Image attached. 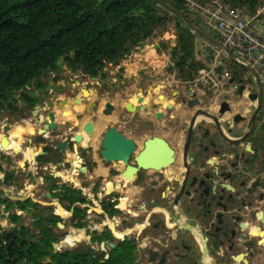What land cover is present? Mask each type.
<instances>
[{"label": "flooded vegetation", "instance_id": "flooded-vegetation-1", "mask_svg": "<svg viewBox=\"0 0 264 264\" xmlns=\"http://www.w3.org/2000/svg\"><path fill=\"white\" fill-rule=\"evenodd\" d=\"M236 70L237 80H249L244 69ZM238 91L237 87L216 99L179 82L164 85L146 102L131 103L133 111L123 106L117 129L135 144L128 159L131 167L115 162L111 176L116 181L95 179L90 190L83 179L74 181L70 174L67 183L75 189L71 194L83 201L65 209L53 195V213L48 212L53 214L54 237L65 226V212L68 226L82 232L85 264L107 260L117 264H264V101L262 94L260 104L258 95L249 97L257 94L256 84L250 91L244 86ZM58 133L54 134L57 144L72 138ZM143 134L147 137L141 143L149 142L138 168L134 157L142 149ZM240 137H244L243 145L228 142ZM66 149L73 151L70 140ZM236 150L244 153L245 163H241L242 176L232 183L226 177ZM77 152L82 153L79 147ZM221 155L222 162H212ZM76 206L82 208V227L75 225L80 220ZM45 216L50 221V214ZM20 219L16 230L22 225ZM25 227L28 235L23 239H35L39 228L33 224L35 236ZM3 230L11 232V228ZM75 242L64 249L76 251L79 244ZM53 251L61 250L53 244Z\"/></svg>", "mask_w": 264, "mask_h": 264}, {"label": "trees", "instance_id": "trees-1", "mask_svg": "<svg viewBox=\"0 0 264 264\" xmlns=\"http://www.w3.org/2000/svg\"><path fill=\"white\" fill-rule=\"evenodd\" d=\"M161 1L217 37L199 25L182 0ZM223 2L254 11L259 0ZM164 32L175 35L170 49L171 69H176L180 80L186 82L206 63L194 57V40L198 34L159 0H0V113L23 114L22 109H32L41 99L40 93L47 85L48 74L57 73L52 77L53 82L57 81L63 64L72 72L80 71L88 77L103 79L107 75L104 71L107 64H119L143 40ZM162 46L166 44L162 42ZM229 66L237 78L235 73L239 67L233 62ZM34 140L42 142L43 138L38 135ZM56 152L53 149L48 156L39 154L35 160L47 164L55 160ZM0 158V173H4L2 182H13L15 178L11 170L1 162L4 159L10 165L11 158L8 155ZM40 175L51 197L58 196L65 209L71 203L83 201L80 196L71 194L75 189L70 184L60 182V178L48 171ZM2 200L7 208L25 213L32 210L33 224L39 232L29 241L23 239L28 235L23 225L14 233L1 231L0 264H85L82 245L76 251H53V214L50 213V221L40 214L43 210H52L51 206H42L30 198ZM76 207L80 220L75 225L82 227V208ZM9 218L12 223L19 224L20 214L12 212ZM104 264L117 263L107 260Z\"/></svg>", "mask_w": 264, "mask_h": 264}, {"label": "rangeland", "instance_id": "rangeland-1", "mask_svg": "<svg viewBox=\"0 0 264 264\" xmlns=\"http://www.w3.org/2000/svg\"><path fill=\"white\" fill-rule=\"evenodd\" d=\"M197 20L199 22V25L202 26L206 31L210 32L211 34H216L214 30L207 28L202 21H200L199 19ZM202 39L203 38L199 35L195 36L194 57L198 60H201L203 63H205L208 61L209 56L205 51H203L200 48V44H201L200 41ZM162 42L166 44L165 47L162 46ZM174 42H175V35L171 32H164L162 35H156L154 37L147 38L143 40V42L141 43L143 45L141 48L142 50L139 51V55H135L131 57V62H133L131 65L129 64L127 65L126 60L128 59L125 57L119 62V64L115 66L112 64H107L104 67V71L107 74L106 77L103 79L100 77H97L96 81H92L90 77L84 75L80 71H76V72L70 71L63 64L58 73H59V77L65 74L66 76L65 82H64V85H61V86L57 85L56 90L65 91V94H64L65 96L63 98L72 100L78 89L70 88L71 91L69 90L68 84L70 83L69 77L72 75L71 73H74V75H77V81L76 80L74 81H76L79 86H83L84 81L85 82L91 81L90 86H93L94 88L91 94H89V96L84 99L85 101L84 109H85V113H89V112L95 113L96 111V114L98 112L97 111L98 107L102 103L103 100L105 101L113 100L117 103V106H119L120 104H123L126 101L130 103H136L137 100L135 96L142 95L143 89L147 90L148 92L147 98H149V96L152 97L154 93L160 92L164 85L179 84V82H183L180 80V77L178 76V71L174 68L171 69L172 62L170 59V49L174 45ZM135 49H133L131 52H133ZM130 67L131 69H129L128 71L127 68H130ZM66 71H70L71 73L68 75ZM50 74H52V72H50L48 75ZM53 74H55V72H53ZM246 79L247 78H245V80ZM119 93H121L122 98H119ZM49 97L50 96L48 95L44 97L42 96L40 100L43 101L44 99H47ZM147 98L144 100V102L148 100ZM57 99L58 98L56 97V95H53V101L56 102L58 101ZM90 102H93L95 104V107L97 108H93ZM112 103L115 105L114 102ZM39 104H40L39 102L36 103L38 107H39ZM41 108L43 109L41 110ZM41 108L40 110L43 113L42 115H44V112L46 110L50 109V107L46 105L42 106ZM22 110H23V114L12 113L9 111H2L0 113V135H5L8 132V130L12 128L13 124L17 121V119L19 121V119L21 118L20 117L21 115H24L25 117H30L31 111L35 112L34 115L38 113L37 112L38 110H35L33 108L30 110L29 109L28 110L22 109ZM96 116L97 115H93V117L97 118V120L99 121L101 117L99 116L96 117ZM19 123L20 122L16 123V125H18ZM1 124L2 125L6 124L9 126V128L3 129L5 127L4 125L2 127ZM11 141L12 140H9V142ZM1 155L5 156L6 154L0 151V156ZM19 158H20V154L18 153L13 157V163H11L10 165H8L4 159L1 160V162L4 163L3 166L11 170L12 177L14 176L15 180L13 182L4 183L2 182L4 173H0V191H1V194H0V229L1 228L10 229L14 226L16 227L15 224L11 223L10 218H9V215L12 212H14L16 214H21L20 224L28 226L30 228L31 234H34L36 236L37 230L34 229L33 227L32 215L29 216L28 214H25L23 211L20 212L18 210L13 209L12 207L7 208L6 204L2 200V198H7L9 200H15V198L23 199L27 195L29 196L32 195L33 198L39 200V203L42 206H52L51 212L53 213L54 200L51 199L49 196L45 195L46 186L45 187L44 185H39L37 187L32 186L33 179L35 178L34 176H37V172L35 175L27 176V178L29 179V184L25 183L24 177L22 175H24V172H26L25 170L27 168L28 162H26V159L22 160ZM29 160H31L30 156H29ZM19 161L21 165L18 164ZM23 162H26V163L23 164ZM75 176H78V175H75ZM81 178H84V177H81ZM8 189L10 191H8ZM42 213L43 215H47V216H49L50 214L48 210H43ZM62 214L64 218L63 224L65 226L63 228L57 229V232H56L57 235L55 236V240L53 241L54 246H57V248L60 250L64 249V247L60 246L62 237H65L64 243L70 244L67 241V239H69V235H77L79 233V231H74L71 229L70 226H68L67 220L65 219L66 213L63 212ZM78 237L79 238L77 239L75 238L77 242L73 240L71 244L75 242L76 244H79V246H81L83 244V237L82 236H78ZM70 247L71 246L69 245L68 248Z\"/></svg>", "mask_w": 264, "mask_h": 264}, {"label": "crops", "instance_id": "crops-1", "mask_svg": "<svg viewBox=\"0 0 264 264\" xmlns=\"http://www.w3.org/2000/svg\"><path fill=\"white\" fill-rule=\"evenodd\" d=\"M142 45L138 46L133 52H130L129 54H127V56L125 58H127L128 60H126L127 65H131L133 62H131V57L135 56V55H139V51H141L142 49ZM124 62V61H123ZM128 71L130 68H127ZM66 73H68V75L71 73L70 71H66ZM57 74V73H55ZM50 74L47 76V84H48V90H54L56 97L58 98V101H53V94H48V96H50L47 99H44L43 101H39V105H46L47 106V102L53 101L54 106L50 109L53 110L54 114H55V129L54 130H43L44 129V125H42L40 122L42 119L46 118V111L44 112V115H42V109L38 110V113L34 115V111H31V115L30 117H25L24 115H21V118L17 119V121L13 124L12 128L10 130H8V132L5 134L7 136V141L9 142L10 137L13 135V133H15V128L20 127V130L18 131V134H16L18 136V138L20 139V141H22V145H18V149H13V148H6V149H1L0 151L6 155H8L11 158V163H13V157L16 154H20V158L19 159H26V162H28L27 164V168H26V172H24V175H22L24 177L25 183L29 184V179L27 178V174L31 173V175H35L37 172V176H34L33 178V182H32V186H39V185H44V187L46 186V183L44 182L42 176L40 175L41 172H44L45 169H43L45 166L51 168L52 170H55V174H51L54 177H58L60 178V182H64L67 183V179L70 178V174L71 176L74 178V181L76 180V178L78 179H83L85 182V187L86 190H90V186L92 184V181L95 179H101L104 183L107 179L116 181V176H111V170H113V168H115L117 166V164L115 162H106L104 161L100 154H99V137L101 135V133L110 125H113L115 127H119L118 125V115L120 114V112L122 111L123 106H125L126 102H124L123 104H120L119 106H117V103L113 100H111L112 102L115 103V108L113 110V112L110 115H103L100 113V110L103 107V102L105 100L102 101V103L99 105L98 107V112L96 114L94 112H89V113H85V109H84V105H85V101L83 100L82 102L78 103V104H72V105H68V104H64V105H60L59 101L60 99H62L65 95V91L63 90H56L57 85H64L65 82V74H63L62 76L59 77V79L57 81L52 80V77L55 75ZM59 74V73H58ZM72 75L69 77V81L70 83L68 84L69 90L71 91V89L76 88L78 89L75 96L77 95H81L80 89L84 86V82H83V86H79L77 84V79L76 81H74L75 76L74 73H71ZM73 76V77H72ZM71 88V89H70ZM93 86H90L89 88V94H91L92 90H93ZM30 90H33L34 93H37L34 88L30 87ZM145 89H143L144 91ZM142 91V92H143ZM147 92V90L145 91ZM40 96L44 97L46 96V94L44 93V91H41ZM74 96V97H75ZM140 96V95H139ZM136 100L138 95L135 96ZM148 97V92L146 94H144L143 96V101ZM151 98V96H149V98H147L148 100ZM69 100V99H67ZM73 100V99H72ZM147 100V101H148ZM90 104V103H89ZM41 106V107H42ZM86 107V106H85ZM35 110H37L35 108ZM93 115H97L99 117H101V119L98 121L97 118L93 117ZM130 115V114H129ZM96 116V117H97ZM39 118V119H38ZM87 120H92L94 123V131L93 133L88 137L83 135V139L77 144V147L80 148V150L82 151V153H79L77 151H69L68 149L65 150H60L57 146V140L59 138H55L54 140V134L57 132L61 133L62 135L69 133V135L73 136V134L77 131L81 130V125L84 124ZM20 122L18 125H16V123ZM2 125V124H1ZM6 125V124H3ZM2 125V127H3ZM22 125V126H21ZM8 126V125H7ZM69 128H71V130H69ZM5 129V128H3ZM24 130V132H22ZM34 130V131H33ZM58 133V134H59ZM42 136L43 141L42 142H36L34 140V138L36 136ZM3 135H0V137ZM61 135H59L60 137ZM147 137L146 134H143L139 144L141 143V141L143 139H145ZM53 148H57V152L55 153V160L52 162H49L47 164H41L39 162H37L36 160H29V156L32 154H35V157L39 154L48 156L51 154V150H53ZM228 157H231V155H229ZM222 158L223 155L221 156H215L213 157L212 162H216L217 164L222 162ZM57 163V165H53V163ZM4 165V163H2ZM19 165H21L20 161L18 162ZM54 168V169H53ZM56 168V169H55ZM76 171H78V173H76ZM78 175V176H75ZM113 175V174H112ZM84 178H81V177ZM38 177V178H37ZM110 182V181H109ZM31 183V182H30ZM8 191H10L8 189ZM48 190L46 188V192L45 195L48 196ZM50 194V193H49ZM25 197H29L31 198L33 201H38L37 199L33 198L32 195H27ZM24 197V198H25ZM49 197L51 199H53V197H51V195H49ZM15 199H19V198H15ZM74 237V235H73Z\"/></svg>", "mask_w": 264, "mask_h": 264}, {"label": "built area", "instance_id": "built-area-1", "mask_svg": "<svg viewBox=\"0 0 264 264\" xmlns=\"http://www.w3.org/2000/svg\"><path fill=\"white\" fill-rule=\"evenodd\" d=\"M182 1L194 17L216 32L217 39L235 58L232 61L220 47L202 39L200 48L209 59L186 83L199 94L216 99L231 93L240 84L245 91H250L257 83L264 101V0H259L254 11L247 7L229 6L223 0ZM230 62L239 68L242 65L249 67L253 73H248L249 80H237ZM43 169L55 174V170L49 167Z\"/></svg>", "mask_w": 264, "mask_h": 264}, {"label": "water", "instance_id": "water-1", "mask_svg": "<svg viewBox=\"0 0 264 264\" xmlns=\"http://www.w3.org/2000/svg\"><path fill=\"white\" fill-rule=\"evenodd\" d=\"M159 3L166 7L168 10H170L171 12L175 13L176 15H178L180 18L183 19V21L199 36H201L203 39L211 42L212 44L220 47L225 53L226 55L232 60L235 61L234 56L229 52V50L223 46V44L215 37L211 36L210 34H208L207 32L203 31L199 26H197L193 20L187 16H185L183 13L176 11L174 9H171L169 6H167L166 4H164L161 0H159ZM156 47V45H155ZM242 68L249 74H253L252 70L247 67L242 65ZM90 79L92 81H96L97 77H90ZM91 85V81L89 82H85L84 86L80 89L81 95H77L73 98V100H67L65 98L60 99L59 103L60 105H64V104H68V105H72V104H78L80 102H82L85 98H87L89 96V88ZM257 85V94L254 93L252 95H250L249 97L251 99H254V97L256 95H258V100H257V104H260L261 101V91L259 88V85L256 83ZM239 91L238 93H240L241 89L243 88V84L239 85ZM44 92H50L51 94H53V90H48V89H44ZM144 94V92H143ZM143 94L137 97V102H142L143 101ZM91 106H93V108H97L95 107V104L93 102H90ZM47 106L49 107H53L54 103L53 101H48L47 102ZM258 107L259 105H257L251 115V120L253 122L257 111H258ZM39 110L38 106L35 105L34 109ZM115 108V105L111 102V101H105L103 103V107L100 110V113L103 115H110L113 110ZM125 108L127 111H133L135 109V107L130 103V102H126L125 104ZM140 108H143L142 105H140ZM21 117V116H20ZM42 125H44V131L45 130H54L56 123H55V114L53 112L52 109H49L46 111V118L41 120ZM9 128V126H8ZM7 128V129H8ZM94 131V123L92 120H87L84 124L81 125V130L77 131L73 134L71 139H64L61 142H59L58 148L60 150H65L66 149V145L68 140H70V142H72V148L73 151H77V144L83 139V135L85 136H90ZM10 139L17 143L18 145H22V141H20V139L18 138L17 135L13 134ZM243 139L244 137H240L234 140H228V142H230L231 144H233L234 146H238L239 144L243 145ZM7 136L3 135L0 137V148L1 149H6V145H7ZM149 142V140H144L141 143L142 149H140L139 151H137V153L135 154L134 160H135V164L138 166V168H141L140 166H142V161L140 159L141 154L143 153V151L145 150L147 143ZM99 154L101 156V158L106 161V162H117V161H122L124 164H126V167L129 168L131 167L130 164L128 163V159L130 156V153L132 151V149L135 147V144L133 142L132 138H128L126 137L122 131H120L119 129H117V127L110 125L108 126L100 135L99 137ZM243 152H237V150L234 153V159L233 162L228 164V169L229 172L227 173L228 176L226 177L227 180L231 181L232 183H235L241 176H242V171H243V167H241V163H245V160H243ZM30 159L31 160H35V154L30 155ZM25 162H23L24 164ZM192 183H189L188 186H191ZM222 191V189L220 190ZM48 196L50 195L49 193H47ZM190 191H188L187 196H189ZM27 198V197H25ZM24 199V198H23ZM31 210H29L28 214L31 215ZM61 223H58V226H61ZM16 230V227L14 226L13 228H11V232H14ZM62 247H67L68 244L64 243L63 240H61L60 242Z\"/></svg>", "mask_w": 264, "mask_h": 264}, {"label": "bare ground", "instance_id": "bare-ground-1", "mask_svg": "<svg viewBox=\"0 0 264 264\" xmlns=\"http://www.w3.org/2000/svg\"><path fill=\"white\" fill-rule=\"evenodd\" d=\"M22 126V125H21ZM8 128V126L6 125L5 126V129H7ZM15 133H13V134H17L18 133V131L20 130V127H17V128H15ZM22 132H24V130L22 131ZM19 135V134H18ZM6 148H13V149H18V144L17 143H15V142H11V143H8L7 142V145L5 146ZM78 236H82V232L81 231H79V233L77 234V235H74V237H73V235H69V239H67V241H68V243H71L73 240H75V238L77 239V238H79ZM74 238V239H73Z\"/></svg>", "mask_w": 264, "mask_h": 264}]
</instances>
